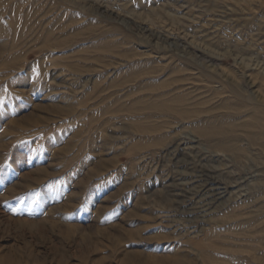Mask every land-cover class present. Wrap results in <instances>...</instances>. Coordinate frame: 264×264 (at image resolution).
Masks as SVG:
<instances>
[{"label": "rangeland", "instance_id": "rangeland-1", "mask_svg": "<svg viewBox=\"0 0 264 264\" xmlns=\"http://www.w3.org/2000/svg\"><path fill=\"white\" fill-rule=\"evenodd\" d=\"M212 231L264 262V0H0V264H207Z\"/></svg>", "mask_w": 264, "mask_h": 264}, {"label": "bare ground", "instance_id": "bare-ground-1", "mask_svg": "<svg viewBox=\"0 0 264 264\" xmlns=\"http://www.w3.org/2000/svg\"><path fill=\"white\" fill-rule=\"evenodd\" d=\"M178 113H180V112H178ZM180 114L181 115H185L183 113H180ZM221 132H223V131H220L218 133L219 134H224V133H221ZM250 139L252 140L251 137H250ZM210 233H211L210 236L212 238H211V242H208V245L207 244L204 245V243H203V242H205L204 240H198V241H196V242L193 243L194 245H196V248L195 249H198V251L201 250V252H203L205 254L206 259H208L210 261V263L207 262V264H228L227 258L225 256L230 257V258H238V256H235V255H233L231 253H230V255H232V256H229V255H225L224 256V255H222L225 258L224 257H221L220 258V256H217L218 254H216V253H217V250L218 249L219 250H221V249L222 250H228V251L231 250V251H233V253L234 252L236 253V249H234L236 247L232 248V247H230V245H226V246L221 245L220 241L221 240H226L228 238L226 236H222L220 234V232H217V231L214 232V231H212V232H208L207 234H210ZM247 249H248L247 252L249 253V256L247 257L248 259H252V258L255 259V258H257V256H255V255H256L257 250H259L258 247H256V246L255 247H249V248L247 247ZM227 253H229V252H227ZM175 256L176 257H173L172 258L173 261L170 260L169 258H162L161 260L157 261V263L158 264H186L184 262V260H183L185 255L183 256L182 253H178L177 252V255H175ZM243 259H244V257H242V260ZM260 262L262 264H264L263 261H260ZM188 263H190V262H188ZM146 264H149V262H146ZM229 264H232V263H229Z\"/></svg>", "mask_w": 264, "mask_h": 264}]
</instances>
